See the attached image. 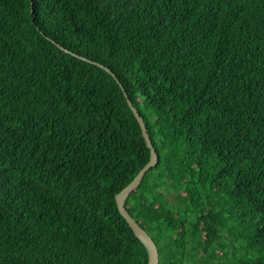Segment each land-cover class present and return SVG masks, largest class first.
<instances>
[{
	"label": "trees",
	"instance_id": "obj_1",
	"mask_svg": "<svg viewBox=\"0 0 264 264\" xmlns=\"http://www.w3.org/2000/svg\"><path fill=\"white\" fill-rule=\"evenodd\" d=\"M75 54L159 264H264V0H0V264H148Z\"/></svg>",
	"mask_w": 264,
	"mask_h": 264
},
{
	"label": "water",
	"instance_id": "obj_2",
	"mask_svg": "<svg viewBox=\"0 0 264 264\" xmlns=\"http://www.w3.org/2000/svg\"><path fill=\"white\" fill-rule=\"evenodd\" d=\"M77 57H80L86 61H89L91 63H94L98 65L99 67L105 69L108 71L112 76H114L119 83V79L116 77L115 73L104 64L91 60L85 56L75 54ZM120 84V83H119ZM121 88L123 89V92L125 94L126 100L132 109L136 119L138 120L143 136L145 138V141L147 143V146L150 149V159L149 161L139 170V172L135 175V177L120 191L116 194L115 199L119 208V211L121 215L126 219L130 227L133 229L135 234L141 239V241L144 243V245L147 248L148 252V264H159V250L156 245V242L152 238V236L147 232V230L140 225V223L132 216V214L128 211V209L125 206L126 198L131 194V192L140 185L142 178L147 173V171L157 165L159 161V155L158 152L153 145L152 139L150 137V134L147 130L146 123L144 121L143 116L139 112V110L136 108L132 100L130 99L126 89L123 87L122 84H120Z\"/></svg>",
	"mask_w": 264,
	"mask_h": 264
},
{
	"label": "rangeland",
	"instance_id": "obj_3",
	"mask_svg": "<svg viewBox=\"0 0 264 264\" xmlns=\"http://www.w3.org/2000/svg\"><path fill=\"white\" fill-rule=\"evenodd\" d=\"M168 199L173 206H175L178 209H182V204L179 203L178 200L176 199V195L173 190L170 192Z\"/></svg>",
	"mask_w": 264,
	"mask_h": 264
}]
</instances>
